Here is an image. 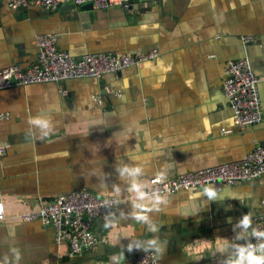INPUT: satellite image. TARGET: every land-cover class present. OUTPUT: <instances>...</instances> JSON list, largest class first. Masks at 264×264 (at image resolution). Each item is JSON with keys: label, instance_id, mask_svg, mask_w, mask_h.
I'll use <instances>...</instances> for the list:
<instances>
[{"label": "crops", "instance_id": "crops-1", "mask_svg": "<svg viewBox=\"0 0 264 264\" xmlns=\"http://www.w3.org/2000/svg\"><path fill=\"white\" fill-rule=\"evenodd\" d=\"M79 5L48 11L34 4L13 8L0 0V69L32 65L38 33L57 35L58 48L73 56L152 49L159 55L99 80L0 90L5 212L0 262L18 248L19 264H110L124 246L125 264H134V256L144 251L127 252L128 238L158 235L166 241L158 264H220L223 258L212 251L225 242L221 238L233 237V224L250 212L254 225L264 214V174L233 186L212 183L167 194V206L152 214L159 232L150 233L135 220L120 218L130 194L124 185L113 191L112 184L119 183L115 165L138 156L146 182L161 172L169 180L240 161L264 141V0H130L128 6L84 10ZM242 57L260 78L263 120L239 128L223 96L221 74L229 60ZM37 114L57 122L43 139L27 124ZM130 126L132 137L125 141ZM213 186L217 197L209 199L204 189ZM79 189L115 193L123 200L112 212L114 219L101 221L95 248L70 258L67 246L56 244L53 226L25 221L20 214Z\"/></svg>", "mask_w": 264, "mask_h": 264}, {"label": "built area", "instance_id": "built-area-1", "mask_svg": "<svg viewBox=\"0 0 264 264\" xmlns=\"http://www.w3.org/2000/svg\"><path fill=\"white\" fill-rule=\"evenodd\" d=\"M91 1L96 9L111 5L128 6L130 0H9L13 8L34 4L48 11L57 10L64 3L75 5ZM246 41L251 40L246 38ZM37 54L35 62L21 68L11 65L0 69V90L14 85L59 82L75 78L99 80L105 74H117L130 66H140L159 55L157 49L137 53L92 52L73 56L57 45V35L38 33L33 41ZM260 78L254 73L246 57L229 60L221 74L223 96L227 100L239 128L254 126L262 122L261 99L259 94ZM264 174V141L257 144L240 161L211 166L179 174L169 180L159 182L158 176L149 178L150 189L158 190L163 196L179 190L198 188L212 183L229 186L252 180ZM122 198L115 193L100 196L87 190H74L57 196L37 209L20 214L25 221L38 220L45 226H53L56 244L67 246V255L76 258L85 251L93 250L97 243L94 225L106 221L109 210L105 201ZM5 217L0 201V220ZM264 228V214L255 218L254 225ZM134 264H158L152 252H140L133 258Z\"/></svg>", "mask_w": 264, "mask_h": 264}, {"label": "clouds", "instance_id": "clouds-1", "mask_svg": "<svg viewBox=\"0 0 264 264\" xmlns=\"http://www.w3.org/2000/svg\"><path fill=\"white\" fill-rule=\"evenodd\" d=\"M31 134L43 139L51 135L57 125V122L50 115L37 114L27 120ZM132 127L127 129L125 141L132 137ZM115 135V133H113ZM128 162H119L115 165V171L119 183H113V191H120L121 186H126V191L130 194L127 201V210H120L119 216L125 220H135L142 225L147 232L158 233L160 224L154 220L153 213L161 212L168 204V200L158 190L150 189L145 181L146 168L138 156H128ZM94 175V173H93ZM164 173L158 174L159 182L164 179ZM99 179V177H98ZM108 174L104 173V180L107 181ZM209 199L217 197V190L213 187L204 189ZM119 200L105 201V207L109 210L118 208ZM109 218L114 219L111 211ZM231 223V218H229ZM234 235L231 239L221 238L225 241L218 246L212 255H219L223 259L220 264H264V228L253 226V218L250 212L243 214L233 224ZM127 238V237H126ZM129 243L126 246L127 252L133 250H143L145 253L152 252L158 258L165 250L166 241L158 235H152L148 239L128 238ZM123 251L113 254L109 260L110 264H125V248ZM11 259L5 255L0 264H19L22 259L18 248L10 249ZM202 258L199 257V259Z\"/></svg>", "mask_w": 264, "mask_h": 264}, {"label": "water", "instance_id": "water-1", "mask_svg": "<svg viewBox=\"0 0 264 264\" xmlns=\"http://www.w3.org/2000/svg\"><path fill=\"white\" fill-rule=\"evenodd\" d=\"M63 8V7H66V8H69V9H73V8H75V4H73V3H66V4H62L61 6H60V8ZM93 7V5H92V2L91 1H86V2H83V3H81L79 6H78V9H82V10H84V9H87V8H92ZM96 224H97V227L95 228V233H96V236H97V239L99 240V241H101V235L99 234V232L97 231V228L100 226V224H101V221H97L96 222Z\"/></svg>", "mask_w": 264, "mask_h": 264}]
</instances>
